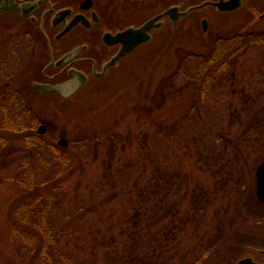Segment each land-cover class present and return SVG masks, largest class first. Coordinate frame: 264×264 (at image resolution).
Masks as SVG:
<instances>
[{
	"label": "rangeland",
	"instance_id": "1",
	"mask_svg": "<svg viewBox=\"0 0 264 264\" xmlns=\"http://www.w3.org/2000/svg\"><path fill=\"white\" fill-rule=\"evenodd\" d=\"M176 1L102 0L100 5L106 16H116L110 24L116 29L143 21ZM226 17L228 23L237 20ZM5 24L0 32V86L16 74L15 80L23 86L22 98L46 121V141L66 137L70 144L60 146L59 154L83 157L66 189L69 194L54 213L58 234L50 250L71 253L83 264H237L245 251L237 248L240 227H251L249 231L259 239L264 233V218L254 212L255 199L260 201L256 170L264 160V131L249 135L251 125L264 124V42L248 46L240 58L223 49L237 48L235 41L221 42L218 49L224 52L218 58L226 59L224 70L228 63L230 69L221 78L215 76L224 70L207 75L208 81L217 79L207 91L192 73L197 59L189 55L209 50L218 33L229 37L239 29L212 27L205 34L199 23L180 21L177 30L162 28L153 42L125 56L119 68L95 83L96 89L66 102L56 93L44 94L32 86L24 90L29 80L41 79L39 65L46 55L35 46L39 38L35 31L32 37L25 36L32 28L28 22ZM86 34L76 29L71 40L84 39ZM92 34L98 41V31ZM216 46L215 42L212 51ZM14 142L0 146V264H43L42 255L30 243L12 235L16 187L7 178L18 174L24 153L14 150L19 149ZM95 142L98 152L90 148ZM45 152L50 163L40 178L59 179L60 162H53L50 150ZM159 163L189 175L182 178L189 184L187 196L179 202L169 196L168 204L161 207L145 205L150 214L155 213L153 220L138 217L144 202L139 192L153 181V166ZM174 190L181 195V187ZM195 192L202 194L199 209L207 213L190 220L187 212L193 216L197 210L192 204L198 200ZM97 193L110 195L109 202L101 203L104 198ZM170 202L177 205L171 217L162 210L172 207ZM174 219H179V227L175 228ZM65 228L76 233L65 235L64 230L70 232ZM133 234L139 244L133 243Z\"/></svg>",
	"mask_w": 264,
	"mask_h": 264
},
{
	"label": "flooded vegetation",
	"instance_id": "2",
	"mask_svg": "<svg viewBox=\"0 0 264 264\" xmlns=\"http://www.w3.org/2000/svg\"><path fill=\"white\" fill-rule=\"evenodd\" d=\"M100 2L102 0H0L1 33L5 29L4 26H7L5 22L26 21L32 28L28 29L25 36L34 35V31L38 34L39 38L34 43L40 48L39 51L46 55V59L39 65L42 77L38 80L35 79L32 82L34 85L35 83L55 85L71 80L73 73L85 74V82L70 98H65L58 92H50L56 93L66 102H73L84 91L96 89L95 83L105 80L114 68H119L121 60L125 56L135 51L140 45L153 42L162 28L168 27L177 30L176 26L180 21H185L187 24L199 23L205 34H209L212 27L223 30L232 25L231 28L239 29L229 37H222L224 35L218 33L211 41L213 42L212 47L215 42L217 43L216 49L212 51L211 47L205 52L198 53L204 57L208 64L212 63L213 56L218 58L222 55L223 52L220 48L218 49L221 42L227 44L232 40L235 41L237 48L234 51L236 54L234 56L239 58L244 52L242 51L244 42H264V0H178L153 12L143 21L116 29L111 28L110 25L116 16H106L102 10L104 5H100ZM140 6L142 8L146 5H138L139 9H141ZM174 6H178L179 11L183 14H174L177 15L174 17L166 13ZM158 15L161 16L157 22H162V24L150 29L151 40L140 44L130 53L120 57L116 64L108 66V63L120 51L122 44L108 42L106 33L116 34L130 26L139 27ZM227 15L237 16V20L228 23ZM72 22L75 24L64 32ZM79 28L84 29L88 34L84 39L71 40L73 32ZM94 30L98 31V41L93 39ZM74 51L77 52L68 60H64ZM36 89L41 91L38 87ZM249 230L251 227H240V231L237 232V248L245 250L239 256L237 264H241V261L247 258L256 264H264V233L260 235L259 239L257 233H252Z\"/></svg>",
	"mask_w": 264,
	"mask_h": 264
},
{
	"label": "trees",
	"instance_id": "3",
	"mask_svg": "<svg viewBox=\"0 0 264 264\" xmlns=\"http://www.w3.org/2000/svg\"><path fill=\"white\" fill-rule=\"evenodd\" d=\"M255 44L258 43L256 41L244 42L242 51L246 50L248 46ZM226 46L227 48L223 49H230L233 53L236 50L233 46ZM189 56L190 58L193 57L197 59L192 64L195 65L194 69H196V71L192 73H195L194 76L197 79L202 80V88L207 90L212 86L211 83L217 81V79H213V77L208 81L207 75H213L224 70L222 67L226 59H216L213 56V64L211 63L212 67L209 69V65L211 64L206 63L202 55L192 54ZM189 63L190 61L184 63L185 66H183V68L186 67L187 64L189 66ZM229 64L230 63H228L226 69L222 73H219L215 77L220 76L221 78L224 76L230 69ZM14 77H16V74L11 76L10 81H6L7 83L0 86V146L3 145L9 147L11 145L10 142L15 141L13 146L19 149L14 150L24 152L18 174L7 178L8 180H14L12 183L16 187V194L14 196L11 211V216L14 220L11 224L12 235L16 239L19 238L21 240L22 238L30 243L34 248V252L42 255L44 261L43 264H83L78 258L73 259V256H71L73 254L71 253L50 250L51 247H53V243L57 241L56 236L58 234L54 213H56V210L59 209L63 201H65V197L69 194V191L67 190V192L66 189L69 187L73 175H75L82 167L83 157L79 156L78 158L73 157V159H69L65 156L64 158L63 155L59 154L61 147L55 142V138L52 141H46L45 134H41L38 131L39 124L41 122L45 123L46 121L40 118L35 112L34 107L25 102L22 98L21 93L23 90L20 89V87L23 86L17 79L15 80ZM29 82L30 80L26 82V86L24 85L26 87L24 90H28L29 86L31 87ZM12 87H16L17 89ZM32 96L34 95L32 94ZM258 122H262V120H259ZM251 126V131L249 132L250 137L258 136L264 131V124ZM102 145L103 144L100 146ZM98 146L97 142H95L94 145H91L90 148L92 152L93 150L98 152L99 150L95 149ZM47 150L51 151L53 162H60V169H58L62 174L59 179L57 178L53 180L40 178V174L47 170L46 166L50 163V158L45 152ZM154 165L156 166V164ZM155 166H153L154 174L151 179L153 181L143 185L139 192L144 200L142 204L143 211L139 210L136 215L138 217H152V220L156 218V215L155 213L154 215L150 214L149 209H145V205L152 203L161 207L163 204H168L167 200H169V196L170 198L172 197V201L175 197H178L175 202H179L182 198L181 196H187L188 189L186 187L189 185L187 181L182 180V178H188L189 175L183 174L180 172V169L173 168L174 170H171L161 163L157 164V167ZM177 187H181L182 189V192L180 191L181 195L178 196L175 194L176 190H174ZM97 196L104 198L100 201L101 203H104V205L109 202L108 197L110 195L97 193ZM195 196L194 199L203 197L202 194H198L197 192H195ZM193 203L194 207H197V210L195 211L196 213H193V216L192 212H187L190 220H196L207 213L205 208L199 209V207H201L199 205V203L201 204L200 199L194 200L192 204ZM254 204H256L257 207L254 211L256 215H259L260 218H264V208L260 209V207H258L260 204L264 205V203L255 199ZM171 205L172 207L168 208V210L162 209L165 211V216L167 214L171 217L172 214L174 215L176 213L175 207L177 205H174L173 203H171ZM95 206L98 205L96 204ZM159 209L161 210V208ZM185 220L188 219H184V221ZM173 223L175 228L180 226L179 219H174ZM21 224L25 226L23 229L20 226ZM184 224L185 222L181 223V225ZM185 226L186 224L184 227ZM65 229L70 230V228ZM63 233L70 236L76 232L73 230H70V232L64 230ZM131 236L133 238V243L135 242V244H139L141 242L137 239V236L135 237V234ZM55 256H57V261L55 260Z\"/></svg>",
	"mask_w": 264,
	"mask_h": 264
},
{
	"label": "water",
	"instance_id": "4",
	"mask_svg": "<svg viewBox=\"0 0 264 264\" xmlns=\"http://www.w3.org/2000/svg\"><path fill=\"white\" fill-rule=\"evenodd\" d=\"M166 13L171 14L176 17L174 14H183V12L179 11L178 6H174L166 11ZM161 15L155 16L148 21H146L143 25L139 27L130 26L124 30L113 34L111 32L106 33V40L111 43L120 42L122 47L118 54L108 63L109 65H114L117 63V60L130 53L135 48H137L140 44L149 42L151 40L150 29L153 27H158L162 24V22H157V19L160 18ZM75 22H72L69 26H67L66 31H68ZM77 51L67 55L64 60H68L72 57ZM73 78L69 81L59 83V84H47V83H35V86L38 87L41 92L48 94L50 92H58L65 98H70L80 86L85 82L86 75L80 73H73ZM47 131V126L45 124H41L39 126V132L44 134ZM59 145L67 147L70 144V141L66 137H61L58 140ZM257 177V196L259 200L264 202V161L258 166L256 171ZM256 264L251 259H243L241 264Z\"/></svg>",
	"mask_w": 264,
	"mask_h": 264
}]
</instances>
